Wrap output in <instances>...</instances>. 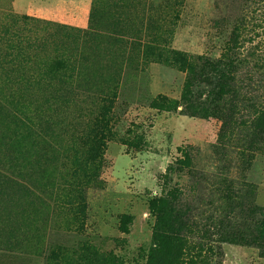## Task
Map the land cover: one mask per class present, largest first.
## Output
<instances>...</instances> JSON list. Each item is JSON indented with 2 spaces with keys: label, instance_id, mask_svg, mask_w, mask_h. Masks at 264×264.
<instances>
[{
  "label": "rangeland",
  "instance_id": "374dc122",
  "mask_svg": "<svg viewBox=\"0 0 264 264\" xmlns=\"http://www.w3.org/2000/svg\"><path fill=\"white\" fill-rule=\"evenodd\" d=\"M94 1L0 0V31L13 26L12 15L40 22H28L24 27L20 23L30 41L41 34L43 22L86 30L96 6L107 11L108 19L117 29L126 30L131 41L189 56L218 58L228 48L236 22L250 2ZM114 26L99 22L98 30ZM10 33L7 40L15 42ZM88 47L80 51L88 55ZM6 49L0 46V84L11 72ZM52 55L49 46L43 57ZM26 73L36 78L39 72L29 65ZM184 83L185 75L169 58L156 62L133 53L118 76L116 92L110 94L114 97L111 108L99 110L100 95L80 88L70 94L66 108L33 112L46 121L37 129L51 135L50 147L30 159L36 168L27 165L19 176H12L22 186L9 197H0V237L4 240L0 242V264H46L50 252L71 250L81 242L114 254L123 264H146L154 224L149 202L172 187L187 194L194 187L187 170L166 177L167 168L187 153L195 170L213 169L211 150L220 128L217 120L151 108L158 97L178 101ZM5 86L15 91L9 82ZM25 91L30 98L42 93L36 85ZM90 130L95 131L92 138L86 135ZM91 149L96 154L87 158L86 151ZM0 172L8 174L4 169ZM230 178H244L252 185L255 204L264 209V142L244 176L235 168ZM124 228L128 234L123 233ZM222 251V264H264V253L253 247L226 244Z\"/></svg>",
  "mask_w": 264,
  "mask_h": 264
},
{
  "label": "trees",
  "instance_id": "16d2710c",
  "mask_svg": "<svg viewBox=\"0 0 264 264\" xmlns=\"http://www.w3.org/2000/svg\"><path fill=\"white\" fill-rule=\"evenodd\" d=\"M10 20L13 26L0 31V46H6V64L11 68L10 77L0 84V169L10 175L0 172V197L17 191L22 185L12 176H19L27 165L36 168L30 159L50 147L51 135L37 129L46 121L33 112L66 108L70 94L80 88L100 95L99 110L111 108L114 97L110 94L116 92L118 76L130 64L133 53L156 62L169 58L185 75L180 99L158 97L151 108L188 118L214 119L220 128L211 150V171L195 170L187 153L167 168L166 177L187 170L194 187L188 194L172 187L149 202L154 224L146 264H222L226 244L264 253V209L255 204L252 185L244 178H230L235 168L244 176L264 142V0H250L236 22L228 48L218 58L189 56L131 41L126 30L117 29L107 11L96 6L86 30L43 22L41 34L33 41L25 37L20 23L24 27L28 22H40L26 15H12ZM99 22L114 27L98 30ZM10 30L15 42L7 40ZM87 45L88 55L80 51ZM49 46L53 55L43 57ZM29 65L36 67L38 77L27 76ZM8 82L15 91L5 86ZM33 85L40 87L39 97L24 93ZM94 132L86 135L92 138ZM86 154L92 158L96 151L87 150ZM123 233L128 234V229ZM6 242L11 239L7 237ZM46 264L123 263L114 254L81 242L71 250L50 252Z\"/></svg>",
  "mask_w": 264,
  "mask_h": 264
},
{
  "label": "crops",
  "instance_id": "0c3cea01",
  "mask_svg": "<svg viewBox=\"0 0 264 264\" xmlns=\"http://www.w3.org/2000/svg\"><path fill=\"white\" fill-rule=\"evenodd\" d=\"M76 26H80L81 27V25H76ZM83 26V25H82Z\"/></svg>",
  "mask_w": 264,
  "mask_h": 264
}]
</instances>
